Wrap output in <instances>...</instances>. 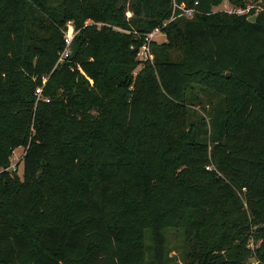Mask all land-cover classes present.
<instances>
[{
  "label": "trees",
  "instance_id": "16d2710c",
  "mask_svg": "<svg viewBox=\"0 0 264 264\" xmlns=\"http://www.w3.org/2000/svg\"><path fill=\"white\" fill-rule=\"evenodd\" d=\"M223 1L0 0V264H264V0Z\"/></svg>",
  "mask_w": 264,
  "mask_h": 264
},
{
  "label": "rangeland",
  "instance_id": "374dc122",
  "mask_svg": "<svg viewBox=\"0 0 264 264\" xmlns=\"http://www.w3.org/2000/svg\"><path fill=\"white\" fill-rule=\"evenodd\" d=\"M230 6H231V4L227 0H224L221 4L215 6L214 9H220V8L227 9ZM251 6H257V8H261L259 3H256L255 1L253 3H251ZM128 14H131V12H129ZM69 23H73L74 26H75V22H74L73 19L68 20L67 26H68ZM86 23H96L99 26L102 24L101 21H95V20H93L91 18L87 19ZM114 27L116 29H118V30L126 31L122 27H118V26H114ZM75 30H76V27H75ZM166 38L167 37H166V33L165 32L158 33L155 36V39L158 42L165 41ZM68 49L70 51V46L68 47ZM24 152H25V147L24 146H18V147L15 148V150L13 152V155H12L11 165L8 167L9 171L12 174H15V173H18L19 175L22 174V156H23ZM168 233H169V236H170L169 242L172 245H174V243L179 245V244L184 242V240H183V238L181 237L180 234H177V233L175 234L172 231L168 232ZM147 242L150 243V238L149 237L147 238ZM256 245H258V244H256L253 240H250L249 246H251L252 249H255ZM181 248H179L178 250H173V252H172L173 254H175L174 260H176L177 262H182V260H183V254H182V249ZM251 261H252V264H257V260L252 259Z\"/></svg>",
  "mask_w": 264,
  "mask_h": 264
},
{
  "label": "built area",
  "instance_id": "2783aa9c",
  "mask_svg": "<svg viewBox=\"0 0 264 264\" xmlns=\"http://www.w3.org/2000/svg\"><path fill=\"white\" fill-rule=\"evenodd\" d=\"M177 5L183 10V13L188 15V16H192L194 14L195 10H196L195 7L186 6L185 3H180V4L175 3L174 12H175V7ZM250 7H251V4H249L247 7L235 6V5L231 4V6L229 8H227V10L231 11V12L243 13V12L249 11ZM174 14L175 13H173V15L171 16V18L169 20L164 22V25L167 24V22L170 21L173 18ZM75 32H76V30H75L74 24L73 23H69L68 26L64 30L65 40H66V43H67V46H66V48H65V50L63 52L64 55H67L69 53L68 47L70 46V44L72 42V39H73V37L75 35ZM161 32H162V28L160 26H156L151 31L147 32L146 40L140 46L139 51H138V57L141 60L153 61L154 53L151 50L150 43H151L152 40L155 39L156 34L161 33ZM36 93L38 94V96H41V93H42V87L41 86H38L36 88ZM45 99L48 100L49 98L45 97ZM212 167H213L212 164H208L207 165V168H212ZM0 171H1V169H0Z\"/></svg>",
  "mask_w": 264,
  "mask_h": 264
},
{
  "label": "water",
  "instance_id": "95a60500",
  "mask_svg": "<svg viewBox=\"0 0 264 264\" xmlns=\"http://www.w3.org/2000/svg\"><path fill=\"white\" fill-rule=\"evenodd\" d=\"M256 16H257L256 14H253V15L249 16V19H250V20H255V19H256ZM227 74L230 75L231 72L228 71Z\"/></svg>",
  "mask_w": 264,
  "mask_h": 264
}]
</instances>
